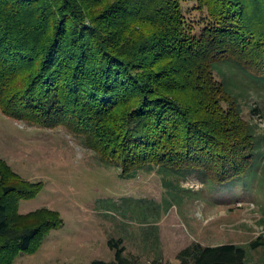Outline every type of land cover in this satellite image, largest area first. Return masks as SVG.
<instances>
[{
	"label": "trees",
	"instance_id": "trees-1",
	"mask_svg": "<svg viewBox=\"0 0 264 264\" xmlns=\"http://www.w3.org/2000/svg\"><path fill=\"white\" fill-rule=\"evenodd\" d=\"M260 15L264 0H0V111L66 127L126 178L153 165L227 183L252 165L255 134L242 123L246 140L234 134L248 88L234 94L226 70L235 63L264 79L254 60L264 52ZM229 101L235 110L224 107ZM40 190L0 159V264L34 252L62 226L55 211L16 212ZM109 245L114 260L90 264H141L120 240ZM261 245L262 236L250 246ZM177 259L247 264L234 244L194 242Z\"/></svg>",
	"mask_w": 264,
	"mask_h": 264
},
{
	"label": "rangeland",
	"instance_id": "rangeland-1",
	"mask_svg": "<svg viewBox=\"0 0 264 264\" xmlns=\"http://www.w3.org/2000/svg\"><path fill=\"white\" fill-rule=\"evenodd\" d=\"M263 53L256 49L254 60L264 70ZM226 74L234 94L241 85L248 88L232 124L244 140L238 124L253 127L255 149L247 172L221 185L153 165L123 177L121 167L66 127L46 128L0 111V159L20 179L41 186L35 197L16 202V212L55 211L63 222L34 252L20 253L12 264L110 262L116 250L109 242L118 240L141 264H179L177 254L194 242L239 245L247 264H264V245L250 246L264 237V79L248 76L235 63ZM226 106L235 110L230 101Z\"/></svg>",
	"mask_w": 264,
	"mask_h": 264
}]
</instances>
